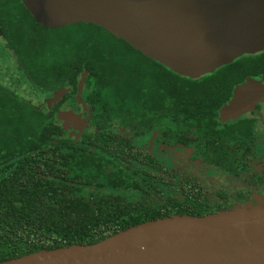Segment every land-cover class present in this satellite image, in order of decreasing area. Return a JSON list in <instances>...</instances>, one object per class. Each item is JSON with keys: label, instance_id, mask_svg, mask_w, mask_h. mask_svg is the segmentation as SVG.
Returning a JSON list of instances; mask_svg holds the SVG:
<instances>
[{"label": "trees", "instance_id": "1", "mask_svg": "<svg viewBox=\"0 0 264 264\" xmlns=\"http://www.w3.org/2000/svg\"><path fill=\"white\" fill-rule=\"evenodd\" d=\"M0 16V34L15 55L17 72L44 94L70 79L76 87V78L84 73L86 99L99 100L100 119H119L124 111L134 116L141 95L160 111L174 103L176 112L182 109L179 103H195L202 96L201 81L177 75L102 27L78 23L46 28L20 0H0ZM61 132L54 113L39 110L0 82V262L94 244L137 224L124 216L99 221L91 205L81 203L80 193L95 177L89 150L75 153L80 150L65 144L62 164L56 162V135ZM60 176L65 180L61 187ZM75 179L80 184L73 189L68 182Z\"/></svg>", "mask_w": 264, "mask_h": 264}, {"label": "flooded vegetation", "instance_id": "2", "mask_svg": "<svg viewBox=\"0 0 264 264\" xmlns=\"http://www.w3.org/2000/svg\"><path fill=\"white\" fill-rule=\"evenodd\" d=\"M0 40L8 48L4 33ZM11 58L18 67L15 55ZM82 75L76 78V87L70 79L56 90L66 91L55 103L50 102L55 91L41 93L30 82L43 105L20 98L54 113L62 130L56 135L60 148L56 162L62 164L65 144L80 150L75 153L89 150V169L95 177L80 193V202L91 205L99 221L124 216L138 225L176 215L202 217L264 199V92L243 96L251 108L234 118L229 114L224 118L222 112L235 98L236 88L248 80L264 86V51L191 79L202 82V96L195 103H179L182 109L177 112L174 103L160 111L141 95L134 116L124 111L119 119H100L99 100L86 99L85 85L81 101L78 98ZM66 110L82 116L72 130L62 125ZM62 181L64 176L58 178L59 187ZM78 184L76 179L68 182L73 189ZM79 191L74 195L78 197Z\"/></svg>", "mask_w": 264, "mask_h": 264}, {"label": "water", "instance_id": "3", "mask_svg": "<svg viewBox=\"0 0 264 264\" xmlns=\"http://www.w3.org/2000/svg\"><path fill=\"white\" fill-rule=\"evenodd\" d=\"M20 1L43 27H102L190 79L264 51V0ZM84 80L85 74L79 83L80 101ZM65 91H55L50 102ZM261 92L264 86L248 80L236 88L223 116L234 118L249 110V98L243 96ZM68 112L75 123L82 119ZM0 264H264V199L202 217L148 221L94 244L38 251Z\"/></svg>", "mask_w": 264, "mask_h": 264}, {"label": "rangeland", "instance_id": "4", "mask_svg": "<svg viewBox=\"0 0 264 264\" xmlns=\"http://www.w3.org/2000/svg\"><path fill=\"white\" fill-rule=\"evenodd\" d=\"M10 14L11 10H8V16ZM28 25L32 26V24ZM6 26L7 25L3 22L4 29L7 28ZM11 55L12 54L3 43V40H0V81L15 90L18 94H20V96L31 99V102H33L32 104H36L37 106L41 107L43 105L41 100L42 98H40V96L31 88V84H29V82L25 80L22 74L17 72V65L14 62L13 58H11L13 57V55ZM63 112L68 114V116H66L65 113L64 115H61L63 127H65L66 130H72L73 127L76 128L74 119L69 117L70 112H68L67 110ZM72 113L76 115V113Z\"/></svg>", "mask_w": 264, "mask_h": 264}]
</instances>
